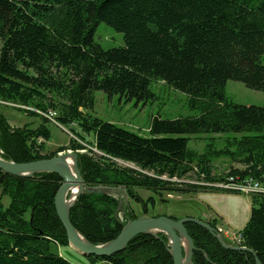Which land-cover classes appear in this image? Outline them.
<instances>
[{
    "label": "trees",
    "instance_id": "obj_1",
    "mask_svg": "<svg viewBox=\"0 0 264 264\" xmlns=\"http://www.w3.org/2000/svg\"><path fill=\"white\" fill-rule=\"evenodd\" d=\"M101 23L122 33L125 45L104 49L98 44ZM0 41V101L23 106L18 110L41 120L36 128H12L0 113L3 159L29 163L71 149L78 152L86 188L124 187L145 211L148 201L139 189L163 198L226 192L217 185L231 178L264 182V107L235 104L226 94L229 81L264 92V0H0ZM154 81L187 94L191 108L202 109L200 116L156 117L145 136L89 113L96 92L146 101ZM51 112L75 139L46 154L52 135L44 114ZM222 133L241 137L216 153L189 148L192 136ZM84 150L91 155L80 153ZM222 157L243 168L215 173L214 161ZM0 179V264H73L53 251L54 245L69 246L55 209L59 175L22 178L0 171ZM250 197L251 216L238 244L264 264V194ZM117 207L115 197L87 191L72 207L71 221L91 244L104 245L139 218L128 209L122 222ZM210 224L217 227L215 221ZM186 229L195 246L193 264L256 263L250 254L224 248L199 225L188 223ZM87 259L91 264H173L165 234L139 235L123 252Z\"/></svg>",
    "mask_w": 264,
    "mask_h": 264
},
{
    "label": "rangeland",
    "instance_id": "obj_2",
    "mask_svg": "<svg viewBox=\"0 0 264 264\" xmlns=\"http://www.w3.org/2000/svg\"><path fill=\"white\" fill-rule=\"evenodd\" d=\"M95 41L104 49L119 48L125 45L124 35L105 23H101L98 26L95 33ZM262 63L264 64V56L262 58ZM151 92V98L140 102L135 100L128 102L125 98H119L118 96L109 98L104 92H96V104L94 110L89 113L105 122L117 124L129 131L140 133L145 136L149 134L151 122L156 117H161L164 120H176L179 118L197 117L201 114V108L197 110L191 108L187 94L168 86L165 82L154 81L151 85ZM226 94L228 99L235 104L264 107V92L251 90L241 82L229 81L226 85ZM19 108L25 107L0 101V113L5 114L9 121L17 125L30 121L34 122L31 124L32 128L39 126L41 123L39 118H33L24 111L18 110ZM54 116L56 118L57 113H54ZM48 127L52 136L51 140L46 144V154H52L61 147H69L75 139L69 126L63 127L50 122ZM72 128L78 129L75 124L72 125ZM240 137L241 135L232 133L192 136L190 137L189 148L197 154H204L210 150L216 153L226 149L229 142L231 143V141H234V138ZM90 140H93V137H90ZM92 151L98 157L101 155L96 149H92ZM68 153H76L78 155V152L71 149L59 152L58 154L67 155ZM80 153L89 154L86 150L80 151ZM58 154L55 157H57ZM116 162L122 168L137 169L132 164L122 161ZM214 168L215 173L226 175L231 168L242 169L243 166L230 158L222 157L214 161ZM94 188L102 190L103 193L101 194L113 196L118 200L116 215L122 222L125 221L124 213L128 209H131L138 217L147 218L164 216L182 219L188 214L196 218H202L205 215L218 214L223 222L216 217L208 220V223L210 224V222L215 221L217 227L214 228L211 224L210 226L215 230L217 235L219 229H223L224 232L219 234L225 244L232 247H240L237 241L238 234L246 226L251 216V197L241 193L237 194V192L203 191L186 196L165 194V196L161 198L152 191L139 189L137 190L139 196L142 197L143 200L148 201V209L145 211L142 203H138L128 197L124 187H108L102 185L90 189ZM150 198H153L154 201H149ZM9 202L10 200L8 197L5 196L2 198V203L5 207L9 205ZM53 251L73 264H91L87 257L80 254L70 245H54ZM243 253L250 254L248 252Z\"/></svg>",
    "mask_w": 264,
    "mask_h": 264
},
{
    "label": "water",
    "instance_id": "obj_3",
    "mask_svg": "<svg viewBox=\"0 0 264 264\" xmlns=\"http://www.w3.org/2000/svg\"><path fill=\"white\" fill-rule=\"evenodd\" d=\"M2 154L3 152L0 150V171L4 175L22 178L33 177L36 174L42 173H54L59 175L62 179V185L55 196L56 213L66 230L69 245L85 257H111L123 252L128 244L139 235L146 234L158 237L159 234H165L169 239L170 254L173 259V264H193L192 255L195 246L186 229V224L192 223L209 231L217 238L224 248L234 251L248 252L255 257V264H262L253 251L247 248L232 247L225 244L221 235L216 234L215 230L208 223V219L205 217H185L182 219H174L172 217L164 216L155 218L139 217L136 220L128 222L119 236L113 241L104 245H93L74 227L71 221V209L83 193L89 191L91 193L101 194L103 191L97 188H86L78 168L77 154L68 153L64 156L65 158H68L69 156L74 157L75 174L71 171L70 167L67 166V163H65L64 157L61 154H58L57 157L51 159H43L21 164L3 159L1 157ZM76 187H79V191L73 197L72 190ZM184 241L188 242L189 254H187L185 250Z\"/></svg>",
    "mask_w": 264,
    "mask_h": 264
},
{
    "label": "built area",
    "instance_id": "obj_4",
    "mask_svg": "<svg viewBox=\"0 0 264 264\" xmlns=\"http://www.w3.org/2000/svg\"><path fill=\"white\" fill-rule=\"evenodd\" d=\"M52 123L59 125L56 122L54 113L44 114ZM217 187L224 189L229 192H240L245 195H258L264 194V182H260L258 180H254L252 178L244 179L243 181L234 180V178L229 179L227 182H223L218 184ZM223 229H219V233L221 234ZM218 233V234H219ZM238 243L241 241V235L238 236ZM239 245V244H238Z\"/></svg>",
    "mask_w": 264,
    "mask_h": 264
},
{
    "label": "bare ground",
    "instance_id": "obj_5",
    "mask_svg": "<svg viewBox=\"0 0 264 264\" xmlns=\"http://www.w3.org/2000/svg\"><path fill=\"white\" fill-rule=\"evenodd\" d=\"M46 114V113H45ZM48 114V113H47ZM65 155H63L64 157ZM64 161L65 163H67V166L70 167L71 171L75 174V163H74V157L73 156H69L68 158H65L64 157ZM73 197L78 193L79 191V187H76V188H73ZM119 192V191H118ZM238 194L240 192H237ZM242 194V193H241ZM249 196V195H248ZM73 200V198H72ZM71 202V201H70ZM69 203V201H68ZM184 247H185V250L187 252V254H189V246H188V242L187 241H184Z\"/></svg>",
    "mask_w": 264,
    "mask_h": 264
},
{
    "label": "crops",
    "instance_id": "obj_6",
    "mask_svg": "<svg viewBox=\"0 0 264 264\" xmlns=\"http://www.w3.org/2000/svg\"><path fill=\"white\" fill-rule=\"evenodd\" d=\"M1 114H3V113H1ZM4 116H5V114H3ZM7 118V117H6ZM34 118V117H33ZM36 118V117H35ZM8 120V122H9V124H10V126L12 127V128H20V127H22V126H25V125H31V124H33L34 122H30V121H28V122H25L24 124H20V125H17V124H14V122H11V121H9V119H7ZM41 124V123H40ZM39 124V125H40ZM32 127V126H31ZM188 217H195V216H191L190 214H188L187 215ZM186 216V217H187ZM203 217H205L206 219H208V220H211V219H213V218H218L219 220H221V222H223V220H222V218H220L219 216H218V214H210V215H205V216H203ZM196 218V217H195Z\"/></svg>",
    "mask_w": 264,
    "mask_h": 264
}]
</instances>
